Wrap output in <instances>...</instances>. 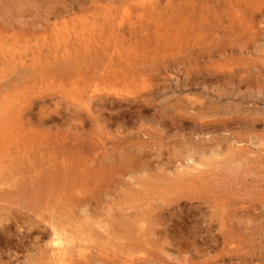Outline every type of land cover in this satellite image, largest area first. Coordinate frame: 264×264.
I'll return each instance as SVG.
<instances>
[{
  "label": "rangeland",
  "instance_id": "obj_1",
  "mask_svg": "<svg viewBox=\"0 0 264 264\" xmlns=\"http://www.w3.org/2000/svg\"><path fill=\"white\" fill-rule=\"evenodd\" d=\"M220 1L0 0V264H264V0Z\"/></svg>",
  "mask_w": 264,
  "mask_h": 264
},
{
  "label": "bare ground",
  "instance_id": "obj_2",
  "mask_svg": "<svg viewBox=\"0 0 264 264\" xmlns=\"http://www.w3.org/2000/svg\"><path fill=\"white\" fill-rule=\"evenodd\" d=\"M222 1V0H221ZM220 1V2H221ZM62 12V11H61ZM62 17V16H61ZM7 45V44H6ZM96 54V53H95ZM94 59V58H93ZM96 59H98V58H96ZM106 60V59H105ZM101 62V61H100ZM107 64V63H106ZM110 65V64H109ZM103 69V68H102ZM92 96V95H91ZM90 106V105H89ZM80 113V112H79ZM73 115H75V114H73ZM77 117V116H76ZM95 117V116H94ZM93 121V120H92ZM32 138V137H31ZM49 143V142H48ZM65 143V142H64ZM21 149V148H20ZM63 164V163H62ZM28 165V164H27ZM30 165V164H29ZM69 166H70V164H69ZM73 168V167H72ZM85 170V169H84ZM51 172V171H50ZM77 198V197H76ZM83 199V198H82ZM74 201V200H73ZM80 202V201H79ZM87 207V206H86ZM88 210V209H87ZM55 225V224H54ZM56 234H57V232H55ZM59 234V233H58ZM59 238V237H58ZM58 240V239H57ZM53 243H54V241H53ZM49 247V246H48ZM47 247V248H48ZM46 250V249H45ZM51 250V249H50ZM49 251V250H48ZM50 256V255H49ZM42 257V256H41Z\"/></svg>",
  "mask_w": 264,
  "mask_h": 264
}]
</instances>
